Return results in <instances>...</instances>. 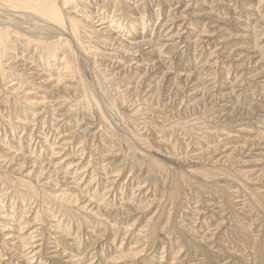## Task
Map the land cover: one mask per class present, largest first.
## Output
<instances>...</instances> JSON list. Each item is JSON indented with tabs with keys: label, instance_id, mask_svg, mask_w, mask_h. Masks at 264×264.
Masks as SVG:
<instances>
[{
	"label": "rangeland",
	"instance_id": "374dc122",
	"mask_svg": "<svg viewBox=\"0 0 264 264\" xmlns=\"http://www.w3.org/2000/svg\"><path fill=\"white\" fill-rule=\"evenodd\" d=\"M136 1H139L137 4L142 2ZM149 1L146 0V3L138 6L142 9ZM178 1L172 0L173 7L169 13L166 8L171 0H152V7L147 13L153 11L160 16L157 23L148 16V21L153 24L151 28L143 31L144 35H154L153 41L159 42L158 39H166L163 37L166 34L170 33L169 36H172L179 31L187 40L186 43L196 45L194 59L188 55L191 51L184 49L185 41H182V44H178L181 47L178 48L180 53L173 57L164 56L163 63L167 62L165 67L175 75L197 76L203 81L200 84L210 88V96L231 92L232 105L238 106L244 113L235 116V121L225 117L222 120V116L231 114L232 111L227 107L231 103H211L209 100L199 116L193 114L174 118L171 122L157 119L155 117H163L165 111L153 112L152 108L141 100L135 101L127 95L124 96L122 91L127 86L124 83L127 84L128 79H114L116 70H111L110 64L89 63L92 58L98 57H103L101 60L109 58V62H113L116 59L114 52L100 49L95 55V50H86L88 48L82 46L83 54L90 55L89 64H86L81 56L75 54L76 49L69 51V46L60 47L57 44L59 42L53 38L46 43L39 28L33 26L32 22L19 25L21 33L25 32L21 34L24 37L11 33L12 39L3 43L4 50L0 47V161L9 160L15 153H20L21 156H31V160H36L38 166L33 175L28 176V172H25L21 174L22 177L15 171L20 161L13 164L8 171L0 164V264H18V261L19 264H264V175L260 176L259 172L264 170V113H256L251 117L245 112L248 108L251 112V107L264 104V72L260 73L264 69V0H234L235 3L233 0ZM157 2L161 3V6H157ZM182 13L186 15L183 16ZM106 15L109 17L110 13ZM169 19L177 21L172 25L166 22ZM237 20H241L238 24L245 21L247 27L252 29V39L243 41L244 36L249 33L241 31L244 26L236 24ZM165 22L169 27L166 30L161 28ZM125 32L122 34L123 38H126ZM193 45H190V49ZM21 46L23 49H20ZM63 50L69 51V56L65 59L62 57ZM230 52L231 58L224 59ZM250 56L257 58V61H263L258 66L252 64L248 70L236 67V59ZM13 58L30 63V66L36 65L34 68L37 69L40 66L39 71L44 70L47 75L57 79L55 83L62 82L64 77L72 79L69 78L70 84H67L70 87L69 94L48 105H55L52 109L58 114L55 113L56 115L51 117L49 111L52 109L46 108V101H43L42 97V92L47 91L45 86H39L38 80L31 81L24 71L13 67L10 64ZM74 88L78 91L73 92ZM195 89L188 88L186 92L191 95ZM92 98L100 103L103 113L106 114L97 110L94 106L96 102ZM195 99L187 97L186 105L192 104ZM224 104L226 106H223ZM217 118L218 120H215ZM151 131L153 135L150 134ZM45 135L49 136L48 141ZM217 135L220 141H217ZM111 136L113 138H110ZM52 144L59 147V157L55 159L50 158L49 147L55 146ZM207 150L213 151L211 153H215V156L210 152L209 155ZM232 152L234 155L231 156ZM151 153L159 157L153 158ZM166 155L173 159L184 158V170L190 171V178L187 173L181 172L183 170L171 168L164 163L160 157L165 158ZM219 160L221 163H215ZM241 160L248 162V165L236 163ZM188 161L192 164L195 162L194 169L198 164H204L207 175L202 176L196 170H189L187 167L191 164L187 166ZM47 163L52 164L55 172L69 173L72 181H67L65 185L55 183L52 172H45L39 179L40 165ZM71 164L77 165L71 169ZM222 167L226 169L223 170ZM64 170L67 172H61ZM249 171H254V174L247 175L246 172ZM176 174L181 176L178 184L174 183ZM243 191L252 195L251 200ZM87 201L92 203L91 206L85 207ZM240 205L245 207L240 209ZM94 206L100 209L106 219H98L91 214ZM250 223L253 225L250 226ZM8 236L12 238L6 239ZM20 251L25 255L22 260L14 255ZM69 253L76 258L69 260Z\"/></svg>",
	"mask_w": 264,
	"mask_h": 264
},
{
	"label": "bare ground",
	"instance_id": "6f19581e",
	"mask_svg": "<svg viewBox=\"0 0 264 264\" xmlns=\"http://www.w3.org/2000/svg\"><path fill=\"white\" fill-rule=\"evenodd\" d=\"M178 1V0H177ZM186 1V0H185ZM183 1V2H185ZM191 1V0H189ZM234 1V0H233ZM237 1V0H236ZM234 1V3L236 2ZM260 1V0H259ZM139 1H134V0H0V47H2V49L4 48V42L5 41H8L12 38L11 37V33H15V35H18L20 36L22 33L25 34V32H22L21 33V28L19 27V25H24L28 22H32L34 23L33 26H36L37 28H39L40 30V34L42 35L43 39L47 42V40H50V38H53L56 42H59L57 44H59L60 47L62 46H69V51L71 50H74L76 49L75 51V54L78 55V56H81L85 61V63L87 64L88 61L90 59H88V56L90 55H87V54H83V47L82 46H85L87 47L88 49L86 50H95L93 54H98L97 51L102 49L103 51L104 50H108V51H112L114 52L116 55H115V58L114 59L115 61L113 62H109V58L106 59H103L101 60V58H92V62L90 61L89 63H92V64H98V63H107V64H110L109 68H111V70H116L113 74V78L114 77H120V78H123V79H128V83H124L125 85V88L123 89L122 91V94L125 96L127 95L129 98H131L132 100H141V102H143V104H147L148 106H150V108H152L153 112H159V111H165V115L163 117H155L157 119H161L163 121H172L174 118H184V117H187V116H191L193 114H201L200 112L204 109L205 107V103L209 100L211 103H231L229 104V106H227L231 111V114L230 115H224L222 116V120H223V117H225V119L227 120H230L232 121V119H234L235 121V116L237 115H244V113L242 112L241 109L237 108L238 106H233L232 105V101H230L232 99V96H231V92H228L227 94H223V95H220V96H217V94L215 96H210V91L209 89L210 88H205L204 84H200L201 82V79H199L197 76H193L192 74H181V75H175V74H172L171 70L168 69V67H165L166 65H164L165 63H163V60L165 59L164 56H174L176 53H180L179 49H181V47H179L178 44H182V41H185L183 42L185 44V48L186 51L188 52L189 50L191 51V54L188 53V55H190L191 57L193 56L194 58V55H196V45L194 46L193 44H189V43H186L187 40L185 38H183V35L180 34V32L178 31L176 34L172 35V36H169L171 35L169 32V34H164L165 36L164 37V41H160L158 39L159 42L157 41H153V37L152 35H144V30L146 28H151V25L153 23H151L150 21H148V16L150 15L149 18L153 19L156 23L158 21V14L157 12H150V13H147V11L151 9V3H152V0L149 1V4H145L143 5L144 8H140L138 5H140L141 3H146V0H142L141 3L137 4ZM159 2V0H158ZM156 3L157 6H161V3ZM179 2V1H178ZM248 2V1H247ZM143 3V4H144ZM165 3V2H163ZM162 3V4H163ZM167 3V1H166ZM172 0L171 2H169V4L167 5V10L169 13L171 8L173 7L172 6ZM182 3V2H181ZM200 3V2H199ZM188 4V2H187ZM191 4V3H190ZM189 4V5H190ZM220 4V3H219ZM223 4V3H222ZM221 4V5H222ZM164 5V4H163ZM186 5V4H185ZM224 5V4H223ZM231 5V4H230ZM154 6V5H153ZM176 6V4H175ZM181 6V5H180ZM183 6V5H182ZM181 6V7H182ZM229 6V4H228ZM252 6V5H251ZM186 7V6H185ZM225 7V6H224ZM229 8V7H227ZM250 8V7H249ZM105 10V12H104ZM158 10V9H157ZM236 10V9H235ZM247 10V9H246ZM249 10V9H248ZM253 10V9H251ZM257 10V9H255ZM250 11V10H249ZM182 12V11H181ZM188 12V11H187ZM251 12V11H250ZM254 13H256V11L253 10ZM259 12V11H258ZM107 13H110L109 17H106ZM244 13H246L244 11ZM248 13V12H247ZM184 14V13H182ZM210 14V13H209ZM234 14V13H233ZM237 14V13H236ZM176 15V13H175ZM186 14H184L183 16H185ZM191 15V14H190ZM249 15V14H247ZM253 15V14H252ZM256 15H258V13H256ZM169 16V15H168ZM180 16V15H179ZM193 16V15H191ZM239 17V15H238ZM251 17V15L249 16ZM254 17V16H253ZM257 17V16H255ZM168 18V17H167ZM170 18V17H169ZM190 18V17H189ZM233 17H231L232 19ZM243 18V17H242ZM211 19V18H210ZM217 19H219L217 17ZM230 19V21H231ZM236 19V18H234ZM260 19V18H259ZM212 20V19H211ZM221 20V18H220ZM133 21V22H132ZM177 19H169L167 20L166 22L169 24H172L174 22H176ZM213 21V20H212ZM219 21V20H217ZM216 21V22H217ZM235 22V20H233ZM241 21V20H239ZM238 20L236 21V24H238L239 22ZM243 21V20H242ZM249 21V20H248ZM254 21V19H253ZM261 21V20H260ZM153 22V21H152ZM165 22V25H162L161 28L166 30L167 28V24ZM221 23H223V21H220ZM245 22V21H244ZM240 23L242 24L243 29L241 30L243 33H249L247 36H244L245 40L243 41H246V40H250L252 39V29L251 28H248L247 27V24L246 22L245 23ZM251 23V21H249ZM247 22V23H249ZM257 23V22H256ZM232 24H235V23H232ZM231 24V25H232ZM240 24H238L239 26H241ZM263 24V22H262ZM31 25V23H30ZM131 25V26H130ZM250 25V24H248ZM252 25V24H251ZM155 26V24H154ZM22 27V26H21ZM35 27V28H36ZM132 27V28H131ZM134 27V28H133ZM173 27V26H172ZM28 28V26H27ZM32 28V27H31ZM158 28V27H157ZM160 28V30H161ZM217 28V27H216ZM215 28V29H216ZM233 28V27H232ZM239 28V27H238ZM259 28V26H258ZM4 29V30H3ZM34 29V28H33ZM171 29V28H170ZM220 29V28H218ZM257 29V28H256ZM117 30V31H116ZM135 31V32H131V31ZM172 30V29H171ZM170 30V31H171ZM179 30V29H178ZM255 30V29H254ZM263 30V29H262ZM38 31V30H36ZM125 32V36L126 38H123L124 36H122V34ZM151 31V30H150ZM215 31H219V30H215ZM224 31V30H223ZM260 31V30H259ZM39 32V31H38ZM258 32V31H256ZM262 32V31H261ZM35 33V32H34ZM163 33H165V31H163ZM23 34V35H24ZM232 34V33H231ZM230 34V35H231ZM254 34V32H253ZM29 35V34H28ZM163 35V34H162ZM186 35V34H185ZM227 35V33H226ZM243 36V34H241ZM255 35V34H254ZM253 35V36H254ZM258 35V34H257ZM256 35V36H257ZM262 35V34H261ZM22 36V35H21ZM37 36V35H36ZM40 36V35H39ZM169 36V37H168ZM192 36V35H190ZM209 36V35H208ZM234 36V35H233ZM232 36V37H233ZM239 36V35H238ZM264 36V35H263ZM24 37V36H22ZM28 37V36H27ZM31 37V36H30ZM240 39H241V36H239ZM18 38V37H16ZM93 38V39H92ZM231 39V37H229ZM236 38V36H235ZM263 38V37H262ZM14 39H15V36H14ZM42 39V38H41ZM85 39H87V41H85ZM92 39V40H91ZM243 39V37H242ZM241 39V40H242ZM259 39V38H258ZM16 40V39H15ZM32 40V39H31ZM88 40L90 42H88ZM217 40V39H216ZM214 40V41H216ZM222 40V39H221ZM233 40V39H232ZM236 40V39H235ZM240 40V41H241ZM261 40V39H260ZM259 40V42H260ZM13 41V40H12ZM17 41V40H16ZM62 41H64L62 43ZM195 41V40H194ZM228 41V40H227ZM239 41V43H240ZM253 41V40H252ZM26 42V41H25ZM32 42V41H30ZM66 42V43H65ZM193 42V41H191ZM190 42V43H191ZM197 42H198V39H197ZM225 42V41H224ZM255 39H254V43H255ZM12 43V42H11ZM16 43V42H15ZM42 43V42H41ZM40 43V44H41ZM62 43V44H61ZM248 43V42H247ZM25 44V43H24ZM23 44V46H24ZM33 44V42H32ZM196 44V43H195ZM204 44V42H203ZM249 44V43H248ZM258 44V43H257ZM256 44V45H257ZM35 45V44H34ZM38 45V44H37ZM190 45H193V48L191 47L190 49ZM205 45V44H204ZM213 45V44H212ZM218 45V44H217ZM223 45V44H222ZM231 45V44H230ZM237 45V44H235ZM242 45V44H241ZM245 45V44H244ZM181 46V45H180ZM188 46V47H187ZM216 46V44H215ZM260 47V45H258ZM26 47V46H25ZM36 47V46H35ZM203 47V46H202ZM224 47V46H223ZM254 47H257V46H254ZM8 48V47H7ZM20 48V47H19ZM29 49V47H27ZM56 48V47H55ZM67 48V47H66ZM77 48H78V51H77ZM179 48V49H178ZM215 48V47H214ZM225 48V47H224ZM223 48V49H224ZM237 48V47H236ZM240 48V47H238ZM237 48V49H238ZM249 48V46H248ZM262 48V47H261ZM6 49V48H5ZM20 49H23V47L21 46ZM43 49V48H42ZM41 49V50H42ZM218 49V48H217ZM236 49V50H237ZM247 49V48H244V50ZM251 49V48H249ZM255 49V48H254ZM4 50V49H3ZM32 50V49H31ZM36 50V49H35ZM45 50V49H44ZM101 50V51H102ZM167 50V51H166ZM243 50V49H241ZM259 50V48H258ZM264 50V48L262 49ZM15 51V49H14ZM23 51V50H22ZM34 51V50H33ZM64 51V50H63ZM69 51L68 50H65L63 52V58L65 59L66 56L68 57L69 56ZM216 51V49H215ZM214 51V53H215ZM234 51V49H233ZM232 51V52H233ZM249 51V50H248ZM257 51V50H255ZM261 51V50H260ZM36 52V51H35ZM44 52V51H42ZM92 52V51H90ZM183 52V51H182ZM212 52V51H211ZM238 52V51H237ZM1 53V52H0ZM87 53V52H85ZM104 53V52H103ZM107 53H110V52H107ZM113 53V54H114ZM184 53V52H183ZM228 53V52H227ZM241 53V52H240ZM249 53V52H248ZM253 53V52H252ZM18 54V53H17ZM20 54V53H19ZM26 54V53H25ZM24 54V56H25ZM31 54V53H30ZM33 54V52H32ZM37 54V53H36ZM42 54V53H41ZM65 54H68V55H65ZM92 54V55H93ZM186 54V53H185ZM200 54V53H199ZM212 54V53H211ZM221 54V53H220ZM15 55V54H14ZM13 55V56H14ZM23 55V54H22ZM21 55V56H22ZM29 55V54H28ZM38 55V54H37ZM103 55V54H102ZM202 55V54H201ZM218 55V54H217ZM216 55V57H218ZM241 55V54H239ZM237 55V56H239ZM257 55V54H256ZM255 55V56H256ZM260 55V54H259ZM7 56V55H6ZM23 56V57H24ZM36 56V55H35ZM40 56V54H39ZM43 56V55H42ZM109 56V55H108ZM114 56V55H112ZM200 56V55H199ZM231 56V52L227 55V57L225 56L224 59H228L229 57ZM261 56V55H260ZM30 57V56H29ZM28 57V58H29ZM44 57V56H43ZM96 57V56H95ZM107 57V56H106ZM223 58V55L221 56ZM241 57V56H240ZM7 58V57H6ZM16 58V57H15ZM11 59L10 60V64L15 67L16 69L18 70H22L26 73L27 76H29V78L31 79V81H39L37 84L40 85H44L45 86V89L47 91L45 92H42V97H43V101H46V104L47 106L49 105V103H55L56 101L62 99V97H65L69 94V86H67V84H70V79L68 77H64L63 78V81L62 82H59V83H55L57 81V79H54L53 77H50L51 75H47L44 70H40L39 71V67L38 69L37 68H34L35 66H30V63L27 64L25 63L24 61H22L21 59ZM34 58V57H33ZM91 58V57H89ZM188 58H190L188 56ZM211 58V57H209ZM231 58V57H230ZM30 59V58H29ZM36 59V58H35ZM69 59V58H68ZM80 59V57H79ZM100 59V60H99ZM112 59V58H110ZM169 59V58H168ZM195 59V58H194ZM201 59V58H200ZM25 60V59H24ZM32 60V59H31ZM38 60V58H37ZM53 60V59H52ZM189 60V59H188ZM197 60V59H196ZM210 60V59H209ZM217 60V59H216ZM215 60V61H216ZM221 60V59H220ZM219 60V61H220ZM229 60V59H228ZM232 60H235L232 58ZM63 61V60H62ZM198 61V60H197ZM222 61V60H221ZM224 61V60H223ZM222 61V62H223ZM226 61V60H225ZM263 60H260L257 61V58L255 57H248V58H238L236 59V63L238 66V68H250V66H252V64H254V66H258V64H261ZM33 62V61H32ZM55 62V61H54ZM65 62V61H63ZM209 62V61H208ZM1 63V61H0ZM68 63V62H67ZM88 63V64H89ZM188 63V61L186 62ZM185 63V64H186ZM2 64V63H1ZM196 64V62H195ZM215 64V63H214ZM10 65V66H11ZM45 65V64H44ZM91 65V64H90ZM103 65V64H102ZM187 65V64H186ZM9 66V67H10ZM106 66V65H105ZM115 66V67H114ZM168 66V65H167ZM8 67V66H7ZM107 67V66H106ZM200 67V66H199ZM3 68V66H2ZM105 68V67H104ZM232 68V67H231ZM9 69V68H8ZM200 69V68H199ZM46 70V69H45ZM50 70V69H49ZM230 70V69H229ZM246 70V71H247ZM9 71V70H8ZM105 71V70H104ZM201 71V70H200ZM245 71V72H246ZM15 72V71H14ZM70 72V71H69ZM194 72V71H192ZM244 72V71H243ZM264 72V69L261 70L260 73H263ZM200 73V72H199ZM1 74V73H0ZM50 74V73H49ZM70 74V73H69ZM73 74V73H72ZM177 74V73H176ZM196 74H198L196 72ZM205 74V73H203ZM12 75V74H11ZM71 75V74H70ZM207 75V74H205ZM67 76V75H66ZM69 76V75H68ZM112 76V75H111ZM72 77V76H71ZM91 77V76H90ZM201 77V76H199ZM24 78V77H23ZM119 78V79H120ZM203 78V77H202ZM247 78V77H246ZM253 78V77H252ZM115 79V78H114ZM264 79V78H263ZM61 81V79H59ZM72 80V79H71ZM30 81V82H31ZM206 81V80H205ZM204 81V82H205ZM72 82V81H71ZM126 82V81H125ZM18 84V83H17ZM25 84V83H24ZM30 84V83H29ZM123 85V84H122ZM202 85V86H201ZM241 84H239L240 86ZM35 86V85H34ZM93 86V85H92ZM204 86V87H203ZM207 86V85H206ZM14 87V86H13ZM22 87V86H21ZM76 87V86H74ZM96 87V86H95ZM120 87H122L120 85ZM194 87V91L192 92L191 95H188L187 92H186V89L188 88H192ZM18 88V86H17ZM16 88V90H17ZM23 88V87H22ZM37 88V87H36ZM234 88V87H232ZM15 89V88H14ZM41 89V88H40ZM77 89V87H76ZM80 89V88H79ZM90 89V87H89ZM229 89V88H228ZM5 90V89H3ZM33 90V89H32ZM35 90V89H34ZM75 88L73 89V92H74ZM91 90V89H90ZM93 90V89H92ZM91 90V91H92ZM231 90V89H230ZM24 91V90H23ZM37 91H40V90H37ZM76 91V90H75ZM78 91V90H77ZM76 91V92H77ZM114 91V90H113ZM116 91H117V88H116ZM7 92V91H6ZM213 92V91H212ZM234 92V91H233ZM10 93V92H8ZM12 93V92H11ZM25 93V92H24ZM37 93V92H36ZM71 93V92H70ZM120 93V92H119ZM77 94V93H76ZM83 94V93H82ZM94 94V93H93ZM118 94V93H117ZM121 94V93H120ZM119 94V95H120ZM98 95V94H97ZM3 96V95H2ZM27 96V95H26ZM80 96V95H79ZM95 96V95H94ZM76 96H74L75 98ZM78 97V95H77ZM76 97V98H77ZM83 97V96H82ZM85 97V96H84ZM123 97V96H122ZM187 97H194L196 98L195 101L190 104V105H186V98ZM215 97V99H213ZM2 98V97H1ZM0 98V100H1ZM121 98V97H119ZM184 98V99H182ZM8 99V98H7ZM78 99V98H77ZM76 99V100H77ZM80 99V97H79ZM189 99V98H188ZM92 100L96 103H94V106L97 108V110L101 113H103L101 107H100V103L98 101H95V99L92 98ZM190 100V99H189ZM2 101H4L2 99ZM227 101V102H226ZM9 102V101H8ZM25 102V101H24ZM48 102V103H47ZM91 102V101H90ZM133 102V101H132ZM188 102V101H187ZM3 103V102H1ZM5 103V102H4ZM13 103V102H12ZM264 103V100L263 102ZM261 103V104H262ZM11 104V103H10ZM122 104V103H121ZM8 105V104H6ZM12 105V104H11ZM38 105V104H37ZM45 105V104H44ZM237 105V104H236ZM1 106V105H0ZM48 109H52L54 106H51V107H47ZM58 106V105H57ZM220 106V105H219ZM223 106H226L225 104ZM2 108V107H1ZM12 108H15L16 107H12ZM58 108V107H57ZM56 108V109H57ZM60 108V107H59ZM206 108V107H205ZM226 108V107H225ZM245 108V107H244ZM253 109H251V112L248 108V110H245L246 115H252V116H255L256 113H264V104L261 105V106H255V107H251ZM8 109V107H7ZM18 109V108H17ZM224 109V108H223ZM58 110V109H57ZM74 110V109H73ZM244 110V109H243ZM224 111V110H223ZM229 111V110H228ZM12 112V111H11ZM47 112V111H45ZM50 114H51V117H53L54 115L58 114L56 113L57 111L55 110L53 112V109L49 111ZM48 112V113H49ZM67 112V111H66ZM115 112V111H114ZM228 112V114L230 113ZM56 113V114H55ZM100 113V114H101ZM105 113V112H104ZM103 113V114H104ZM117 113V112H116ZM39 114V113H38ZM106 114V113H105ZM64 115V114H63ZM61 115V116H63ZM102 115V114H101ZM151 115V114H150ZM158 115V114H156ZM221 115V114H220ZM49 116V115H48ZM64 116H67V115H64ZM107 116V115H106ZM161 116V115H160ZM199 116V115H198ZM251 116V117H252ZM36 118V115L34 116ZM33 117V119H34ZM50 117V119H51ZM56 117V116H55ZM58 117V116H57ZM105 117V116H104ZM201 117V116H200ZM218 117V116H217ZM243 118V116H241ZM246 117V116H245ZM257 117V116H256ZM45 118V117H44ZM202 118V117H201ZM216 118V116H215ZM237 118V117H236ZM239 118V117H238ZM262 118V117H261ZM2 119V118H1ZM32 119V120H33ZM47 119V118H46ZM58 119V118H57ZM156 119V120H157ZM221 119V118H220ZM224 119V120H225ZM54 119H52V122H53ZM215 120H218L215 119ZM264 120V119H263ZM51 121V120H50ZM56 121V120H55ZM262 121V120H261ZM34 122V121H33ZM47 122V121H46ZM51 122V123H52ZM91 122V121H90ZM106 121H104L105 123ZM215 122V121H214ZM225 122V121H223ZM31 123V121H30ZM55 123V122H54ZM84 123V122H83ZM217 123V122H216ZM219 123V122H218ZM222 123V122H221ZM227 123V122H226ZM256 123V122H255ZM34 125V124H33ZM112 125V124H111ZM259 125V124H258ZM126 126V125H124ZM239 126V125H238ZM260 127V126H259ZM51 128V127H50ZM107 128H109L107 126ZM258 128V127H257ZM255 128V129H257ZM112 133L115 134V136H117V133L115 131H113L112 128H110ZM245 129V128H244ZM77 130V129H76ZM74 130V131H76ZM130 130V129H129ZM240 131V129H238ZM54 131V130H53ZM73 131V132H74ZM78 131V130H77ZM243 131V130H242ZM241 131V133H242ZM246 131V130H245ZM244 131V133H245ZM264 131V130H263ZM72 132V133H73ZM80 131H78L79 133ZM152 132V131H151ZM150 134H154L153 132ZM76 133V132H75ZM81 133V132H80ZM84 133V131H83ZM111 133V134H112ZM248 133V132H247ZM258 133V132H257ZM45 134V133H44ZM43 134V135H44ZM74 134V133H73ZM109 134V133H108ZM107 134V135H108ZM121 134V133H120ZM211 134V133H210ZM215 134V133H214ZM223 134V133H222ZM262 133H260L261 135ZM42 135V136H43ZM48 135V134H47ZM58 135V134H57ZM69 135V134H67ZM66 135V136H67ZM72 135V134H71ZM119 135V134H118ZM126 135V134H125ZM220 135V133H219ZM227 135V133H226ZM257 135V134H256ZM263 135V134H262ZM114 136V138H115ZM218 136V135H217ZM215 136V137H217ZM230 136V135H229ZM228 136V137H229ZM264 136V135H263ZM49 137V136H48ZM46 135H45V139L48 138ZM108 137V136H107ZM120 137V136H119ZM151 137V136H150ZM153 137V136H152ZM172 137V136H171ZM239 137V136H238ZM242 137V136H241ZM110 138H113L112 136ZM117 138V137H116ZM123 138V137H122ZM226 138V137H224ZM223 138V139H224ZM54 139V138H53ZM52 139V140H53ZM56 139H58L56 137ZM153 139V138H152ZM217 139V138H216ZM219 136H218V139L217 141L219 140ZM112 140V139H111ZM154 140V139H153ZM151 140V141H153ZM226 140V139H225ZM48 141V139H47ZM57 141V140H56ZM150 141V140H149ZM220 141V140H219ZM31 142V141H30ZM53 142V141H52ZM157 142V141H156ZM46 143V142H45ZM222 143V142H221ZM47 144V143H46ZM65 144V143H64ZM161 144V143H160ZM42 145V144H41ZM45 145V144H44ZM48 145V144H47ZM55 145V146H54ZM57 144H52V146L54 147H49L50 149V158L51 159H55L57 157H59V152H58V148L59 147H56ZM67 145V144H66ZM131 145V144H130ZM176 145V144H175ZM218 145V143L216 144ZM222 145V144H220ZM133 146H134V143H133ZM225 146V145H224ZM43 147V146H42ZM209 147V146H208ZM217 147V146H216ZM219 147V145H218ZM217 147V149H218ZM257 147V146H256ZM170 148V147H169ZM197 148V147H196ZM228 148V147H227ZM231 148V147H230ZM262 148V147H261ZM48 149V148H47ZM175 149V148H174ZM210 149V147H209ZM212 149V148H211ZM263 149V148H262ZM165 150V149H164ZM172 150V148H171ZM176 150V149H175ZM213 150V149H212ZM225 150V149H224ZM259 150V149H258ZM7 151V150H6ZM56 151V152H55ZM146 151V150H145ZM144 151V152H145ZM149 151V150H148ZM208 151V150H207ZM242 151V150H241ZM264 151V150H262ZM11 152V151H10ZM150 152V151H149ZM211 153L213 151H208V153ZM220 152V151H219ZM222 152H225V151H222ZM228 152V151H227ZM12 153V152H11ZM15 153V152H14ZM19 153V152H18ZM146 153V152H145ZM209 153V155H210ZM217 153V152H216ZM260 153V152H259ZM9 154V152H8ZM22 154V153H21ZM149 154V153H147ZM152 154V153H151ZM154 154V153H153ZM152 154V156H153ZM169 154V153H168ZM213 154V153H211ZM225 154V153H224ZM196 155V154H195ZM215 156V153L213 154ZM231 156L234 155V153L232 152L230 154ZM7 156V155H6ZM30 156V154H29ZM107 156V155H105ZM151 156V157H152ZM220 156V155H219ZM224 156V155H223ZM226 156V155H225ZM224 156V157H225ZM229 156V154H228ZM260 156V154H259ZM4 157V156H2ZM10 157V156H8ZM31 157V156H30ZM30 157H26V156H21L20 153L19 154H14L13 157L9 160H1L0 161V164H2V167L8 171L12 168V165L13 164H16L17 161H20L17 169H15V171L17 173H20L23 174L25 172H28L26 173V175L30 176V175H33V173H35L34 169H36L38 166H37V163H35V161H32ZM109 157V156H108ZM156 158V157H159L158 155L156 156H153V158ZM186 157V156H185ZM263 157H264V154H263ZM75 158V157H74ZM104 158V157H103ZM149 158V157H148ZM164 163H167L169 165V167L171 166V168H177L178 170H183L181 172H185V174L187 173L188 176L190 175L191 176V173L190 171H186L184 170L185 167L184 165H186L183 161V159L179 160V159H173L171 157H166L164 158L163 156L160 157ZM159 158V159H160ZM176 158V157H175ZM214 158V157H213ZM228 158V157H226ZM234 158V157H233ZM231 158V159H233ZM106 159V158H105ZM157 159V158H156ZM158 159V160H159ZM230 159V158H228ZM228 159H225L228 161ZM50 160V159H49ZM65 160V159H64ZM166 160V161H164ZM161 161V160H160ZM224 161V160H223ZM225 161V162H227ZM219 163V161H215V163ZM223 162V163H225ZM229 163L231 162L228 161ZM234 162V161H233ZM61 163V162H60ZM194 161H193V164L191 162H187V166L188 164H191L189 165L187 168H190L189 170H196V172H198V174L204 176L206 173H207V170H206V166L204 164H202V166H198L194 169L193 165H194ZM221 163V162H220ZM235 163V162H234ZM236 163H240V165H244V164H247L248 165V162H243L242 160L241 161H237ZM226 164V163H225ZM40 165V164H39ZM52 164H41V170H39V176L43 175L45 172H52L53 173V176L55 177L54 178V182L55 183H59V184H66L67 181H70V178L69 177V173H64V174H61L59 171L58 172H55V168H52L53 166H51ZM68 165V164H67ZM77 164H71L70 165V168L72 169L73 167L75 168ZM164 165V164H163ZM231 165V164H230ZM237 165V164H236ZM59 166V165H58ZM220 166V165H219ZM233 166V165H232ZM216 167V166H214ZM226 167V166H224ZM229 167V166H228ZM57 168V166H56ZM60 168V167H59ZM170 168V169H171ZM213 168V167H212ZM219 168V167H218ZM232 168V167H231ZM54 169V170H53ZM169 169V170H170ZM174 169V170H175ZM223 169V167H222ZM226 169V168H224ZM223 169V170H224ZM51 170V171H50ZM70 170V169H68ZM188 170V169H187ZM219 170V169H217ZM222 170V171H223ZM230 170V169H229ZM241 170V169H240ZM239 170V171H240ZM192 171V172H193ZM235 171V170H234ZM238 171V170H237ZM236 171V172H237ZM13 172V171H12ZM61 172H67V171H61ZM82 172V171H81ZM174 172V171H173ZM176 172V171H175ZM181 172H180V175H181ZM226 172V171H225ZM230 172V171H229ZM232 172V171H231ZM241 172V171H240ZM254 172V171H253ZM252 171H249V172H246L247 175L248 174H254ZM261 172L260 173V176L261 175H264V170L262 171H259ZM6 173V172H5ZM9 173V172H8ZM51 173V174H52ZM178 173V172H177ZM195 173V172H194ZM193 173V174H194ZM243 173V172H242ZM71 174V173H70ZM211 174V173H209ZM235 174V173H234ZM241 174V173H240ZM255 174H256V171H255ZM172 175V174H171ZM175 175V174H173ZM177 176H174L175 178V182L176 184H178V180H179V177L181 176H178V174H176ZM183 175V174H182ZM207 175V174H206ZM237 175V173H236ZM22 176V175H21ZM27 176V177H28ZM71 176V175H70ZM113 176V175H112ZM187 176V175H186ZM189 176V178H190ZM233 176V175H232ZM232 176H230L231 178H233ZM23 177V176H22ZM37 177V178H38ZM43 177V176H42ZM41 177V178H42ZM236 177V176H235ZM37 178H36V181H37ZM186 178V177H185ZM193 178V177H192ZM207 178V177H206ZM40 179V177H39ZM196 179V178H195ZM259 179V177L257 178ZM263 179V178H262ZM72 181V180H71ZM70 181V182H71ZM108 181V180H107ZM181 181V179H180ZM69 182V183H70ZM172 182V181H171ZM73 183V182H72ZM92 183V182H91ZM109 183V182H108ZM242 183V182H241ZM77 184V183H76ZM75 184V185H76ZM239 184V183H237ZM34 186V185H33ZM90 186V185H89ZM179 186V185H178ZM44 187V186H43ZM47 187V185H46ZM56 187V185H55ZM174 187V186H173ZM180 187V186H179ZM238 187V186H237ZM68 188V187H67ZM239 188V187H238ZM85 189V188H84ZM180 189V188H179ZM236 189V188H235ZM242 189V188H241ZM240 189V190H241ZM175 190V189H174ZM84 191V190H83ZM106 191V190H105ZM180 191V190H179ZM231 192V191H230ZM245 192L244 195H246L247 197L249 196V200H251L252 198V195L250 196L246 191H243ZM264 192V191H263ZM43 193V191H42ZM45 193V192H44ZM69 193V192H68ZM47 194V193H46ZM241 194V193H240ZM243 194V193H242ZM252 194H254L252 192ZM82 195V194H80ZM233 195V194H232ZM262 195V194H261ZM50 196H51V193H50ZM53 196V195H52ZM65 196H67V194H65ZM259 196H260V193H259ZM80 197V196H79ZM235 197V196H234ZM238 197V195H236V198ZM245 199V198H244ZM231 200V199H230ZM239 200V199H237ZM236 200V201H237ZM247 201V199H245ZM83 201V200H82ZM89 201V200H88ZM87 201V202H88ZM241 201V199H240ZM263 200H261L262 202ZM154 202V201H153ZM211 202V201H210ZM213 202V201H212ZM218 202V201H217ZM239 202V201H238ZM77 203V202H76ZM75 203V204H76ZM91 203V202H90ZM88 202V204L86 205L85 204V207L87 206H91ZM242 203V202H241ZM263 203V202H262ZM208 204V203H207ZM211 204H214V203H211ZM219 204V203H217ZM244 204V203H243ZM258 204V203H256ZM123 205V204H122ZM128 205V204H127ZM210 205V203H209ZM246 205V204H245ZM93 206V205H92ZM142 206V205H141ZM208 206V205H207ZM241 208L240 209H243L244 207L242 205H240ZM250 206V205H249ZM254 206V205H253ZM262 206V205H261ZM214 207H217L218 206H214ZM232 207V205H231ZM243 207V208H242ZM93 212L91 214H93L94 216L98 217V219H106L103 217V215L101 214L100 212V209L96 206H94L92 208ZM138 210V209H136ZM147 210V209H146ZM263 210V209H262ZM219 211V210H218ZM264 211V210H263ZM244 212V211H243ZM250 212V211H249ZM107 213V212H106ZM194 214V213H193ZM201 214V212H200ZM221 214V213H220ZM92 215V216H93ZM188 215V214H187ZM196 215V214H194ZM93 216V218H94ZM105 216V215H104ZM108 216V215H107ZM193 216V215H192ZM199 216V215H197ZM189 217V216H188ZM195 217V216H194ZM250 218V217H249ZM149 219V218H148ZM187 219V217H186ZM191 219V218H190ZM196 219V218H195ZM248 219V218H247ZM108 220V218H107ZM106 222V220H105ZM109 222V221H107ZM190 223V222H189ZM192 223V221H191ZM197 223V222H196ZM249 223V222H248ZM254 223V222H253ZM253 223L249 224L250 226L253 225ZM109 224V223H108ZM220 224V223H219ZM191 225V224H189ZM186 224V226H189ZM194 226V225H193ZM221 226V225H220ZM255 228V225L253 226ZM188 228V227H187ZM217 228V227H216ZM2 229V228H1ZM214 229V228H213ZM145 230V229H143ZM195 229L193 228V231ZM197 230V229H196ZM251 230V229H250ZM190 231V230H189ZM216 232V231H215ZM190 233V232H189ZM194 233V232H193ZM192 233V234H193ZM198 232H196L197 234ZM208 233V232H207ZM214 233V232H213ZM205 235V234H204ZM205 237V236H204ZM9 238H12L11 236H8L6 239H9ZM207 238V237H206ZM205 238V239H206ZM203 241V239H202ZM209 241V240H208ZM262 241V240H261ZM201 244V243H200ZM206 245V244H205ZM92 248V247H91ZM90 248V249H91ZM57 249V248H56ZM55 249V250H56ZM71 249H73L71 247ZM70 249V250H71ZM95 251V250H94ZM65 252V251H64ZM23 252L20 251V253L18 254L16 252V254L14 253V255L18 258H22L24 259L25 258V255L22 254ZM38 253L35 252V255ZM63 255V253H61ZM70 254V253H69ZM73 254H70L68 255V258L69 260H72V258L74 259L75 256H72ZM76 258V257H75ZM79 258V257H78ZM80 259V258H79ZM77 259V260H79ZM81 260V259H80ZM79 260V261H80ZM111 262V261H110ZM19 264V261L17 262ZM78 263V262H77ZM179 263V262H178ZM199 263V262H198Z\"/></svg>",
	"mask_w": 264,
	"mask_h": 264
}]
</instances>
